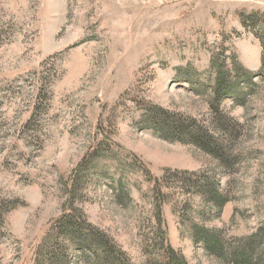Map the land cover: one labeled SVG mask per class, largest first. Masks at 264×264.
I'll return each instance as SVG.
<instances>
[{"label": "rangeland", "instance_id": "obj_1", "mask_svg": "<svg viewBox=\"0 0 264 264\" xmlns=\"http://www.w3.org/2000/svg\"><path fill=\"white\" fill-rule=\"evenodd\" d=\"M263 21L264 0H0V264H83L67 221L131 264L259 253Z\"/></svg>", "mask_w": 264, "mask_h": 264}, {"label": "trees", "instance_id": "obj_2", "mask_svg": "<svg viewBox=\"0 0 264 264\" xmlns=\"http://www.w3.org/2000/svg\"><path fill=\"white\" fill-rule=\"evenodd\" d=\"M256 28L255 36L259 40L262 48L261 70L264 71V21L260 22ZM248 75L250 76V74ZM219 87V79L217 78L214 96L217 94V96L223 99L230 92L232 93V91L227 88V92L221 95ZM150 122L151 124L154 123L153 121ZM151 128L156 132H160V128L156 125H153ZM167 129L171 130L172 128L168 127ZM199 132L200 131L193 128L188 133L191 142L195 145L202 144L200 143L202 135ZM169 134L173 135V131H169ZM212 199H214V197H212ZM59 233L64 240L72 244H77L78 249L81 250V254L86 257V261L83 264H131L126 254L98 231L82 230L77 223L67 221L59 228ZM219 234V231L209 230L203 226L194 225L192 229L194 241L200 242L203 247L209 251L215 250L216 253L214 254L216 257H218V253L221 257L224 252L223 247L220 245ZM260 243L261 245L258 247L259 253L254 252V246L251 247V245H247L246 243H238L233 250L227 249L231 264H261L260 260L264 258V238ZM37 257L36 264H45L43 262H51L55 258L51 253H46L45 257L39 254ZM64 264L70 263L66 261ZM156 264H186V262L182 257L177 256L171 248H168L163 261H156Z\"/></svg>", "mask_w": 264, "mask_h": 264}]
</instances>
